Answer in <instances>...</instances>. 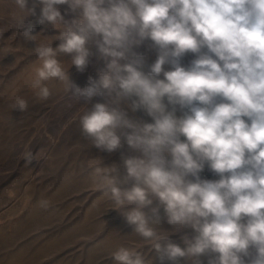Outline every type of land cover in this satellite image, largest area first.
<instances>
[{
  "label": "clouds",
  "instance_id": "1",
  "mask_svg": "<svg viewBox=\"0 0 264 264\" xmlns=\"http://www.w3.org/2000/svg\"><path fill=\"white\" fill-rule=\"evenodd\" d=\"M14 4L26 13L20 25L36 16L39 24L59 30L56 47L36 43V95L47 99L46 82L57 80L74 101L103 98L79 115L82 135L109 153L122 141L139 153L122 155L123 177L99 161L85 171L152 246L159 264H179L181 258L203 264V256L208 264H264V0ZM58 5H67L75 18L66 20ZM33 33L29 26L21 35L36 42ZM145 44L156 53L151 64L138 51ZM92 48L103 67L81 88L68 70L84 72ZM189 53L194 58L184 65ZM62 54L70 56L67 69ZM27 108L23 98L12 104V110ZM21 155L25 164L37 161L31 148ZM206 166L219 178H202ZM40 203L49 207L47 200ZM161 207L167 224L194 230L181 238L184 247L156 227ZM111 257L114 264H150L137 247L120 246Z\"/></svg>",
  "mask_w": 264,
  "mask_h": 264
},
{
  "label": "rangeland",
  "instance_id": "2",
  "mask_svg": "<svg viewBox=\"0 0 264 264\" xmlns=\"http://www.w3.org/2000/svg\"><path fill=\"white\" fill-rule=\"evenodd\" d=\"M33 4L34 0H29V6ZM57 7L66 20L75 18L67 5ZM36 12L38 15L39 6ZM25 16L14 0H0V264H114L111 253L120 246L137 247L150 264H159L152 246L134 233L85 171L87 165L99 161L101 166L116 167L123 177L122 155L139 153L123 141L118 150L109 153L82 135L79 115L94 103L104 102L103 98L74 101L57 80L46 82L51 91L47 99L36 95L38 90L31 86L39 66L36 43L56 47L59 30L39 24L36 16L27 17L20 25ZM29 26L37 35L36 42L26 41L21 35ZM92 51L94 55L84 72L75 66L68 70L70 79L81 88L103 67L95 48ZM138 51L145 54L148 64L155 61L156 53L147 44ZM193 58L189 53L182 63L187 65ZM59 59L65 69L70 66V56L62 54ZM17 98L27 100L26 111L12 110ZM126 110L132 117L152 122L142 112ZM27 148L37 155V161L29 165L21 155ZM201 176L219 178L207 166ZM122 186L130 187L131 183ZM43 200L49 202L47 209L41 207ZM157 205L154 199L152 206ZM145 211L151 216L149 209ZM160 216L156 227L167 239L184 247L181 238L193 236L194 230L167 224L162 207ZM201 260L208 264V256ZM179 264L191 261L181 258Z\"/></svg>",
  "mask_w": 264,
  "mask_h": 264
}]
</instances>
